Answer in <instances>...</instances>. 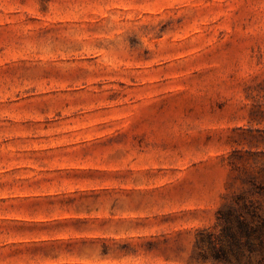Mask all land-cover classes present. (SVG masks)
<instances>
[{
    "label": "rangeland",
    "instance_id": "obj_1",
    "mask_svg": "<svg viewBox=\"0 0 264 264\" xmlns=\"http://www.w3.org/2000/svg\"><path fill=\"white\" fill-rule=\"evenodd\" d=\"M264 214V0H0V264H215Z\"/></svg>",
    "mask_w": 264,
    "mask_h": 264
},
{
    "label": "trees",
    "instance_id": "obj_2",
    "mask_svg": "<svg viewBox=\"0 0 264 264\" xmlns=\"http://www.w3.org/2000/svg\"><path fill=\"white\" fill-rule=\"evenodd\" d=\"M217 231H197L196 257L215 264H264V214L239 195L216 212Z\"/></svg>",
    "mask_w": 264,
    "mask_h": 264
}]
</instances>
